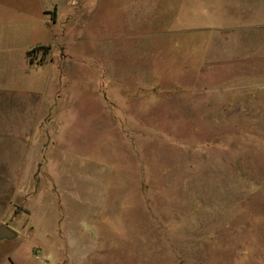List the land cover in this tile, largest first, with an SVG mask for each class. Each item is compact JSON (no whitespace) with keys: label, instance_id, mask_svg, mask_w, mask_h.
<instances>
[{"label":"rangeland","instance_id":"rangeland-1","mask_svg":"<svg viewBox=\"0 0 264 264\" xmlns=\"http://www.w3.org/2000/svg\"><path fill=\"white\" fill-rule=\"evenodd\" d=\"M0 28L71 63L51 174L0 140V264H264V0H0Z\"/></svg>","mask_w":264,"mask_h":264},{"label":"crops","instance_id":"crops-1","mask_svg":"<svg viewBox=\"0 0 264 264\" xmlns=\"http://www.w3.org/2000/svg\"><path fill=\"white\" fill-rule=\"evenodd\" d=\"M19 37L20 34H14L12 30L0 28V140L17 133L20 173L27 174L24 178L32 175L43 178L51 174L45 158L50 147L43 148L39 133L57 130V99L63 84V67L71 63L64 57L59 63L55 57L45 61L40 55L32 62L29 56L32 49L53 45L21 47L17 43ZM52 68L58 69L56 74H52ZM51 84L58 85L52 94ZM15 116L22 119L19 127L15 130L5 128L10 117ZM5 173L4 177L8 179L9 175Z\"/></svg>","mask_w":264,"mask_h":264},{"label":"trees","instance_id":"trees-1","mask_svg":"<svg viewBox=\"0 0 264 264\" xmlns=\"http://www.w3.org/2000/svg\"><path fill=\"white\" fill-rule=\"evenodd\" d=\"M50 46H39V47H36L34 49H32L30 52H29V56L31 58V61L34 62V60L39 56L41 55L42 56V59L49 53V50H50Z\"/></svg>","mask_w":264,"mask_h":264},{"label":"water","instance_id":"water-1","mask_svg":"<svg viewBox=\"0 0 264 264\" xmlns=\"http://www.w3.org/2000/svg\"><path fill=\"white\" fill-rule=\"evenodd\" d=\"M16 237H17L16 232L11 230L8 226L6 225L0 226V242L3 240H13Z\"/></svg>","mask_w":264,"mask_h":264}]
</instances>
